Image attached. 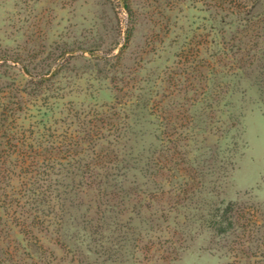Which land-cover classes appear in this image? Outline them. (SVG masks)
Here are the masks:
<instances>
[{"label": "trees", "instance_id": "16d2710c", "mask_svg": "<svg viewBox=\"0 0 264 264\" xmlns=\"http://www.w3.org/2000/svg\"><path fill=\"white\" fill-rule=\"evenodd\" d=\"M152 1L155 3L149 2L146 9L151 24L148 45L154 48L157 40L161 43L166 39L183 40L175 55L178 61L163 71L167 79L143 80L128 71L131 69L125 62L128 59V42L132 36L130 28L126 34L127 41L119 53L109 55V52H105L101 53L102 56L79 54L90 65L91 77L103 78L113 85L114 101L104 105L82 104L76 109L71 99L66 101L67 94L56 96L58 100H65L63 107L68 114L64 121L66 126L60 135L49 126V145H43L44 141L40 140L34 155L26 152L27 148H34L28 145V136L17 131V114L25 109L40 119L34 126V129L37 128L34 133L39 132V138H48L43 136L41 122L50 120V113L60 103H53L51 98L55 96L46 92L48 89L62 90L49 85L64 72L66 64L48 79L37 74L26 77L22 70H30L29 64L21 55L11 54L7 49L0 52V60H3L0 64V79L3 75L1 69L9 66L10 58L22 64L21 67L17 64L10 66L18 68L23 77L17 87L7 83L0 87V192L6 196L11 191L10 200L7 196L0 202L3 212L0 213V264H47L42 260L43 244L36 232L48 234L54 230L61 235L66 232L67 237L72 230L79 234V243L77 237H74L75 240L69 239L71 245L79 248V264H142L137 252L149 255L156 249L162 251L165 262L177 258L179 251L174 239L166 242L149 240L142 247L141 230H152L155 224L138 216L126 215L132 194L137 192L144 196L143 200L135 203L140 210L143 201L161 191L163 184L157 168L160 164L153 158L157 150L150 149L143 159H133L134 148L128 145V141L135 134L138 122L143 121L141 125L150 124L155 128L154 135L160 142L167 140L172 144L168 148L172 151L171 158H167L170 163L174 159L173 154L179 152L178 148L184 146L187 149L195 141L193 130L207 123L198 117L197 105L205 104L206 101V105L213 109L215 106L214 103L210 104V100L232 101L235 90L230 89V86L216 93L212 87L219 86L222 77H232V74L238 77L236 82L244 80V73L260 58L258 38L264 32V0H167L164 5L162 0ZM124 7L129 10L130 19L134 23L135 12L130 3L125 1ZM183 20L189 22L187 28L182 24ZM197 23L201 24L194 27ZM33 27L37 28L36 25ZM202 28L205 32H198ZM79 46L93 52L99 51L98 45ZM65 52V49L60 50L56 60ZM202 68H208V73L204 74ZM181 77L185 78V87L189 89L179 94H184L182 97L187 100V93L192 92L195 98L189 100L193 103L185 108L171 101L164 107L160 99L164 84H170L167 91L170 93L168 97L172 98L179 92L178 82ZM196 80L206 81L207 86H196ZM180 112L182 114L179 117ZM229 117L230 125L219 135L218 144L214 148L210 147L209 153L206 150L205 153L200 151L192 159H187L189 170L194 172L190 177L192 183L198 184L210 176L213 178L217 173L214 171L217 164L219 173L216 179L209 178L213 184L226 178L229 170L234 169L242 141V127L239 115L231 112ZM210 123L215 126L213 121ZM43 148L46 152L41 159L42 155L36 152ZM187 152L185 150L183 153ZM14 156L19 159L13 160ZM28 158L31 161L26 165ZM200 165H207L210 172L202 171ZM16 167L20 168V173L16 172ZM132 170H137V173ZM172 170L174 172L167 177L170 184L174 185V181L183 185L190 184L189 177H182L176 167L168 169ZM16 174L28 180H23L17 187L11 184ZM90 190H96L97 197L86 202L83 195L86 196ZM188 192L189 200L182 205L183 208L191 207L202 194L201 188L196 187ZM204 211L203 223L217 234L237 230L250 232L249 227L252 228L256 223L253 221L254 216H248L246 209L236 201L219 200L207 205ZM11 232L18 236L14 241L10 239ZM91 257H95L94 260Z\"/></svg>", "mask_w": 264, "mask_h": 264}, {"label": "rangeland", "instance_id": "374dc122", "mask_svg": "<svg viewBox=\"0 0 264 264\" xmlns=\"http://www.w3.org/2000/svg\"><path fill=\"white\" fill-rule=\"evenodd\" d=\"M123 1H128L134 10V23L130 19L129 10L122 5V0H0V52L7 49L11 54L21 55L29 64L30 70L28 71L39 77L49 75L56 67L58 71L62 65L66 64L64 72L55 78L54 85H49L52 88L60 87L62 90L51 91L48 89L46 92L50 96H55V98H51L53 103L59 101L60 105L55 106L52 110L48 118L50 120L41 122L40 129L44 133V137H48L50 133L49 126L58 131L57 135L62 134L66 126L64 121L68 114L63 107L65 100H58L56 96L67 94L66 101L71 99L76 105V109H79L82 104H110L115 97V90L110 82L103 78L94 79L96 76H90V65L86 59L79 57V54L84 52L74 54L65 52L62 57L56 60L60 50L80 49L79 45L83 44L84 47H89L94 44L98 45L99 53L109 52V55H113L126 43L127 30L130 28L132 36L128 42V59L125 64L131 69L128 71H131L134 76L143 80L167 79V75L163 71L167 66L178 61L175 55L182 44L181 38L172 41L166 39L163 43L157 40L154 48L148 45L151 24L148 21L146 9L149 2H155L152 0ZM165 1L167 0H162L161 3L164 5ZM190 18L192 19V15ZM182 24L187 28L189 22L183 20ZM200 24H194V27H198ZM33 25H36L37 28H34ZM180 31L182 32V30ZM198 32L203 33L205 29H199ZM29 39L31 42H28ZM258 43L260 44L259 51H261L259 52L260 58L252 68L247 69V73H244V80L236 82L238 77L236 78L232 74V77H222L219 86L212 87L214 92H220L230 86V89L235 90V95L231 98L232 101L230 99L210 100V104L214 103L213 109L206 105V101L205 104L197 105L196 108H199L198 117L207 123H202L198 126L199 128L193 130L195 141L187 147L188 150L184 146L178 148L179 152L173 154L174 159L171 163L167 162V158H171L172 151L170 152L168 148L172 144L167 140L160 142L154 135L155 128L150 124L141 125L140 123L143 121L138 122L135 134L128 141V145L134 148L135 158L133 159H143L148 155L150 149L157 150L153 158L154 160L156 158L160 165L157 167L159 170L156 168L155 171L158 170L159 178L163 184L161 191L143 201L140 210L135 203L143 200L144 196L137 192L132 194V200L127 204L126 215L138 216L144 220L153 221L155 224L152 230H141L140 240L143 241L140 245L142 247H145L149 240L166 242L174 239L177 251H179L177 258L171 262L164 261L162 258L164 254H161L162 251L159 249L149 255L145 252H137V257L142 261V264H264V32L258 38ZM85 54L90 56L88 53ZM204 57L210 61L207 55ZM13 60L15 58H10L9 66L1 69L3 75L0 79V87H3L5 83L17 87L23 78L18 68L10 66V64H17L21 67L22 64ZM2 62L3 60H0V64ZM201 71L207 74L208 68H202ZM22 72L26 77L31 76L25 73L24 69ZM195 83L198 87L207 86L206 81L196 80ZM169 85L165 83L162 88L163 94L160 99L164 107L168 106L167 104L171 101L175 102L177 106L182 104L185 108L193 103L192 100H189L195 98L192 92L187 93V100L183 99L184 94H179L180 91L184 93V89H189L185 87L187 83L184 77H181V81L178 82V94L172 98L168 97L170 95L167 91ZM28 100L30 101V98ZM1 102L0 96V104ZM231 112L239 115L242 127V141L237 151L234 169L229 170L226 178L213 184L210 183V179H216L217 173H219V164H217V167H214V171L217 173L213 178L210 176L200 180L198 184L192 183L193 180L190 177L194 172L189 170L190 165L186 164L187 159H192L200 151L205 153L206 150L209 153V149L218 144L219 135L226 126L230 125ZM181 114L180 112L179 117ZM205 114L211 115L206 117ZM17 116L19 118L17 131L27 135L28 145L34 147L26 149L28 154L34 155L40 140L44 141L43 145H49V137L39 138V132L34 133L37 131L34 126L37 121L40 122V119L38 120L25 109L20 110ZM175 117L177 118L176 115ZM210 121H213L215 126H212ZM172 122L175 123L174 120ZM181 144L183 145V143ZM118 149L120 150V147ZM185 150L189 152L184 154ZM45 152L46 150L43 148L38 149L36 153H40L41 159H43ZM12 159L19 158L14 156ZM218 159L220 160L221 157ZM27 160L26 165L31 161L29 158ZM170 167H176L182 177L185 175L189 177L190 184L183 185L176 181H174V185L170 184L167 177L174 172V170L168 171ZM207 167V165H200L199 168H202L204 172H210ZM210 167L213 169V165ZM15 169L17 173H20L19 167ZM132 171L137 173V170ZM23 180L27 181L28 179H21L16 174L11 184L18 187ZM194 187L201 188L202 194L198 198L196 197L197 199L191 204V207L183 208L182 205L189 200L188 190ZM9 192L6 196L2 195V191L0 192L2 195L0 202L7 196L10 200L11 191L9 190ZM96 197V190H90L86 196L83 195L86 202L93 201ZM219 200L236 201L240 207L246 209L248 216L250 214L252 217L254 216L253 221L256 223L252 225V228L249 227L250 232L237 230L236 232L217 234L205 226L202 221L206 214L205 207ZM0 213H3L2 209H0ZM164 218L167 220L164 221ZM242 222L245 223L247 220ZM68 233L67 237L66 232L61 235L56 230L48 234L36 232L42 240V249L44 250V259L42 258V260L44 262L47 264H79V248L71 245L69 240L70 238L75 240L74 237H77L79 243V234L74 230ZM17 237L13 232L10 233L11 241ZM94 258L91 257V260Z\"/></svg>", "mask_w": 264, "mask_h": 264}, {"label": "water", "instance_id": "95a60500", "mask_svg": "<svg viewBox=\"0 0 264 264\" xmlns=\"http://www.w3.org/2000/svg\"><path fill=\"white\" fill-rule=\"evenodd\" d=\"M122 5L123 6L125 5V2L123 0H122ZM121 47L118 49L117 53L120 52ZM77 52H84V53H88L90 55L102 56V54L99 53V52H93L91 50H87V49H84V48L68 50L66 52V54H74V53H77ZM13 61L16 62V63H18L16 60H13ZM23 69H24L25 73H27L28 75L33 76V74H31L30 72H28V70L26 68H23ZM56 71H57V67L49 75H44L41 78L48 79V78L52 77L55 74Z\"/></svg>", "mask_w": 264, "mask_h": 264}]
</instances>
